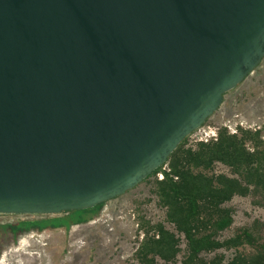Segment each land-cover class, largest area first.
Here are the masks:
<instances>
[{
	"label": "water",
	"instance_id": "95a60500",
	"mask_svg": "<svg viewBox=\"0 0 264 264\" xmlns=\"http://www.w3.org/2000/svg\"><path fill=\"white\" fill-rule=\"evenodd\" d=\"M264 58V0H0V213L124 194Z\"/></svg>",
	"mask_w": 264,
	"mask_h": 264
},
{
	"label": "trees",
	"instance_id": "16d2710c",
	"mask_svg": "<svg viewBox=\"0 0 264 264\" xmlns=\"http://www.w3.org/2000/svg\"><path fill=\"white\" fill-rule=\"evenodd\" d=\"M264 124L260 128L221 126L216 139L187 143L185 137L168 160L145 180L154 177L153 193L165 210V220H141L143 237L134 252L140 264L173 262L180 252L183 264H264V220L236 227L221 238L234 222L235 196H250L264 208ZM167 169H163L164 165ZM221 164L227 172H210ZM162 171L164 176L158 178ZM104 202L92 208L68 210L56 215L24 219L0 225V252L21 233L70 228L91 219ZM184 241V247L181 243ZM233 251L227 258L226 252Z\"/></svg>",
	"mask_w": 264,
	"mask_h": 264
},
{
	"label": "rangeland",
	"instance_id": "374dc122",
	"mask_svg": "<svg viewBox=\"0 0 264 264\" xmlns=\"http://www.w3.org/2000/svg\"><path fill=\"white\" fill-rule=\"evenodd\" d=\"M263 124L264 58L240 84L225 93L220 107L203 126L255 129ZM196 132L189 135L187 143H194ZM227 171L217 164L210 172ZM153 179L151 176L124 194L105 201L86 222L72 224L68 229L60 227L19 234L15 241L2 247L0 264H140L134 259V252L143 237L141 220L162 221L174 228L165 220V210L158 205L152 191ZM226 205L233 208L234 222L221 238L232 235L236 227L250 224L256 218L264 220V208L250 196H235ZM41 216L0 213V225L6 229L8 223ZM181 245L185 246L184 241ZM183 253L173 262L159 260V264H183ZM232 254L233 251L226 252L227 258Z\"/></svg>",
	"mask_w": 264,
	"mask_h": 264
},
{
	"label": "built area",
	"instance_id": "2783aa9c",
	"mask_svg": "<svg viewBox=\"0 0 264 264\" xmlns=\"http://www.w3.org/2000/svg\"><path fill=\"white\" fill-rule=\"evenodd\" d=\"M218 130H219V127L217 126H208L207 128H204V126L200 127L195 134L194 143L197 141H209L212 139H216L218 136ZM229 130L231 132H236L237 128L229 129ZM163 169H167L166 164L163 166ZM157 175L159 179H162L164 176L162 171L158 172Z\"/></svg>",
	"mask_w": 264,
	"mask_h": 264
}]
</instances>
